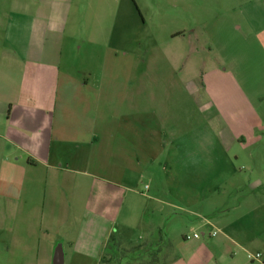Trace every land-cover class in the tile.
Instances as JSON below:
<instances>
[{
	"label": "crops",
	"instance_id": "crops-1",
	"mask_svg": "<svg viewBox=\"0 0 264 264\" xmlns=\"http://www.w3.org/2000/svg\"><path fill=\"white\" fill-rule=\"evenodd\" d=\"M236 3L218 29V51L253 49L260 59L201 71L197 96L190 93L198 119L168 121L169 129L158 109L140 107L144 87L133 86L140 81L123 84L119 103L109 79L98 84L91 72L58 63L66 18L57 30L50 18L23 24L13 14L3 24L0 15L5 249L52 264L59 245L61 264H100L111 233L126 244L133 229L157 227L152 216L176 221L178 206L136 188L142 165L162 157L174 172L170 187L191 178L198 189L188 196L204 201L185 210L199 218L202 238L167 264H264V0ZM166 131L175 135L168 148ZM147 202L154 207L148 220ZM253 247L259 258L248 253Z\"/></svg>",
	"mask_w": 264,
	"mask_h": 264
},
{
	"label": "rangeland",
	"instance_id": "rangeland-1",
	"mask_svg": "<svg viewBox=\"0 0 264 264\" xmlns=\"http://www.w3.org/2000/svg\"><path fill=\"white\" fill-rule=\"evenodd\" d=\"M236 2L237 0H0V15L3 24L13 14L24 19L21 21L23 24H30L29 20L35 23L38 19L50 18L53 24L54 20L57 21V30L60 26L63 27L60 19L66 18L65 35L72 36V39L63 37V45H56L58 63H71L74 70L91 72L90 78L98 84L101 78L109 79L114 101L119 103L125 91L123 84L129 80L130 88L140 81L133 85L137 87L143 84L144 87V100H140V107L158 109L160 123L164 121L163 127L169 129L171 126L168 121H185L192 113L193 118L198 119L195 115L196 104H190V93L193 91L194 96H197L194 88L202 83L201 71L212 66L228 71L232 66L226 63L235 65L242 57L249 63L260 59V53L251 48L249 39L246 44L252 50L243 53L230 50L221 54L218 51L219 41L222 40L218 29L230 8L236 6ZM224 41L229 45L233 41V35L229 33ZM197 63H200L198 68ZM149 120L152 119L149 117ZM149 126L147 121L145 127ZM205 135L208 139L213 138L212 134ZM162 139L168 148L175 135L166 131L162 133ZM142 168L143 177L137 181V190L144 194L154 193L161 200L178 206L179 217L176 221H169V217L152 216L154 207L147 202L143 217L148 220L151 215L157 227L150 232L135 228L127 234L128 243L125 244L119 238L120 244L130 247L150 239L153 243L151 248H157L155 244L160 243L162 235L163 240L173 247L172 254L183 253L187 246L195 242V233L199 240L202 238V229L196 224L199 223V218L185 211L191 204L199 207L198 204L204 202H197L188 196L198 187L189 178L187 183L182 180L181 184L172 189L171 172H174L162 157L148 161ZM157 204L156 206L161 205ZM9 235L12 234L9 232ZM183 236H187V240ZM7 238L5 231L0 230V264H48L31 255V258H20L5 249ZM184 241L186 244H183ZM256 252L254 247L248 249L249 254Z\"/></svg>",
	"mask_w": 264,
	"mask_h": 264
},
{
	"label": "trees",
	"instance_id": "trees-1",
	"mask_svg": "<svg viewBox=\"0 0 264 264\" xmlns=\"http://www.w3.org/2000/svg\"><path fill=\"white\" fill-rule=\"evenodd\" d=\"M159 240L160 243L155 244L157 248H151L153 243L150 239L127 247L120 244L115 233H111L99 262L100 264H167L173 247L163 240L162 235Z\"/></svg>",
	"mask_w": 264,
	"mask_h": 264
},
{
	"label": "water",
	"instance_id": "water-1",
	"mask_svg": "<svg viewBox=\"0 0 264 264\" xmlns=\"http://www.w3.org/2000/svg\"><path fill=\"white\" fill-rule=\"evenodd\" d=\"M60 246L57 245V248L54 251L53 255V263L52 264H61V251H60Z\"/></svg>",
	"mask_w": 264,
	"mask_h": 264
},
{
	"label": "built area",
	"instance_id": "built-area-1",
	"mask_svg": "<svg viewBox=\"0 0 264 264\" xmlns=\"http://www.w3.org/2000/svg\"><path fill=\"white\" fill-rule=\"evenodd\" d=\"M197 236H198V234H196V233L193 235V237H197ZM253 257L254 258H259L260 257V253H255Z\"/></svg>",
	"mask_w": 264,
	"mask_h": 264
}]
</instances>
